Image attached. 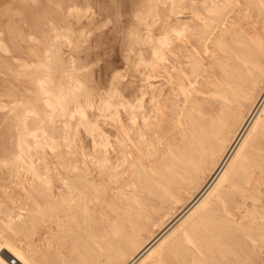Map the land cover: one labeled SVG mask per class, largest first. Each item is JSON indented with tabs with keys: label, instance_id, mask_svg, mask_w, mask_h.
<instances>
[{
	"label": "bare ground",
	"instance_id": "bare-ground-1",
	"mask_svg": "<svg viewBox=\"0 0 264 264\" xmlns=\"http://www.w3.org/2000/svg\"><path fill=\"white\" fill-rule=\"evenodd\" d=\"M189 1L196 2L190 21L187 15H174L171 11L164 18L159 36L153 38L148 31L143 37L150 40L146 58H139L146 70L134 75L130 88H115L112 103L110 98L98 96V111H109L112 106L116 127V138H97L91 143L97 144L100 150L98 179L113 177L114 187L123 190L134 183L135 174L140 175L144 168L147 173L142 172L141 181L154 193L156 202L166 196L176 199L182 192L200 187L185 208L124 264L141 261L167 238L176 224L181 226V218L189 214L194 216L161 250L158 261L171 264L190 257L203 264L215 253L231 264H244L240 261L241 253L247 258V251L232 252L227 243L235 234L232 217H241L240 209L247 204L245 189L238 183L250 182L252 167L257 173L264 171V85L255 96L258 84L264 81V0H181V12ZM251 6L254 18L249 20V13L244 11ZM67 9L69 15L80 11L75 4ZM87 9L88 6L85 12ZM134 14L137 25L144 24L148 17L154 21L155 17L151 4ZM64 29L53 27L52 39L56 44L51 52L53 83L49 87L43 79H36L43 93L52 90L50 98H45L51 111L41 116L35 108L25 109L16 138L20 154H15L12 162L26 163L24 157L33 149L37 128L49 131L50 137L56 136L59 131L51 117L59 112L64 115L69 103L73 104L72 111L78 114L86 130L99 131L79 100L82 94L84 103L93 106V99L89 97L93 91L81 82L74 67L63 72L60 42L64 39L70 44L68 40H72L73 34L70 25ZM129 37L131 45L142 38L136 31L130 32ZM225 38H230L229 46L222 42ZM213 64H218V70ZM249 105L251 108L245 115ZM206 170L210 176L201 182ZM85 179L78 191L71 185L63 190L58 178L46 180L48 188L37 189V200L44 204L41 218L49 224L79 214L88 218V202L98 195L94 176ZM156 187L160 189L158 192ZM45 192L53 197V205L47 203ZM147 205L156 203L149 201ZM113 210L112 223L103 218L100 245L108 256L118 258L137 242L136 232L142 228L146 214L139 208H133L131 213L127 208L120 212L118 207ZM121 216L127 218L124 225L118 223ZM185 240L191 243L193 252ZM0 242V264H9L10 258H15L17 264H32L4 237H0ZM4 253L7 255L3 257Z\"/></svg>",
	"mask_w": 264,
	"mask_h": 264
},
{
	"label": "rangeland",
	"instance_id": "rangeland-1",
	"mask_svg": "<svg viewBox=\"0 0 264 264\" xmlns=\"http://www.w3.org/2000/svg\"><path fill=\"white\" fill-rule=\"evenodd\" d=\"M71 4H75L80 11L67 14V8ZM148 4H151L155 14L154 21L148 17L144 24L137 25L134 13L142 11ZM195 6L196 2L189 1L181 12V0H0V105L5 104L0 107V237L10 242L32 264H124L144 243L173 220L199 191L198 185L182 192L176 199L166 196L163 201L156 202L154 193L149 192L141 181V175L143 178V173H147L144 168H141L139 176L135 174L133 184L127 185L123 190L117 189L114 187L113 177L102 180L97 178L100 150L97 144L91 145L97 138H116L112 106L109 111L100 113L96 105L99 97L110 98L108 100L112 103L115 88H130L134 75L146 70L139 63V58H146L150 40L143 37L148 31L153 38L159 36L164 18L171 11L174 15H187L190 21L195 13ZM83 12L86 14L82 15ZM244 12L249 13L247 19L254 18V7L251 6ZM68 25L73 28L72 40H68L70 44H67V40L63 39L59 46L63 72L74 67L81 82L96 93H89L94 107L84 103L82 94L79 100L88 118L95 121L99 131L93 133L86 130L79 121L78 114L72 111L73 104L69 103L67 110L70 112L67 111L64 115L59 112L57 116L51 117L53 125L59 131L56 136L50 137L49 131H41L36 129L35 123H32L33 126L30 124L38 133L34 138L35 144L33 141V149L25 155L26 163L12 162L13 156L20 154L16 138L25 109L35 108L41 116L51 111L46 99L50 98L52 90L48 89L47 94L43 93L36 79H43L49 87L53 83L51 52L56 45L52 39L53 27L57 26L63 31ZM133 31L142 38L131 45L129 33ZM222 42L227 46L231 44L230 38H225ZM213 66L218 70V64ZM263 85L264 81L258 84L256 97ZM200 101L206 105L205 101ZM250 108V105L246 107L245 115ZM262 157L264 158V154ZM92 176L95 178V193L98 197L88 202V218H82L79 214L72 219L64 217L61 221L50 224L41 218L44 204L37 200V189L42 186L48 188L49 182L46 180L58 178L63 190L71 185L74 191H78L79 185L85 183V177ZM209 176L210 171L206 170L201 182H205ZM248 180L250 182L238 183L239 187L245 189L243 193L247 196L248 205L245 204L240 212L236 211L241 213V217H232L236 225L235 234L227 244L232 252L238 249L247 251V258L244 253L240 255V261L244 264H264V171L257 173V169L252 167ZM255 182L258 185L252 186ZM155 190L158 192L160 189L156 187ZM45 199L49 205L54 204L53 197L47 192ZM149 201L156 205H147ZM116 207L119 212L127 208L130 213L133 208H139L146 215L142 220V228L136 232L137 242L131 244L118 258H112L104 253L100 245V234L104 227L103 218L106 217L112 223L115 217L113 208ZM192 216L194 214L181 218L182 225L178 227L176 224L167 238L137 264H169L158 261V256L182 232L183 226L188 224ZM126 220L121 216L118 223L124 225ZM93 231L95 232L92 233ZM184 242L189 251L193 252L191 243L188 240ZM1 245L0 242V248ZM6 255L4 253L3 257ZM183 259L171 264H199L190 257ZM203 264L231 263L215 253Z\"/></svg>",
	"mask_w": 264,
	"mask_h": 264
},
{
	"label": "built area",
	"instance_id": "built-area-1",
	"mask_svg": "<svg viewBox=\"0 0 264 264\" xmlns=\"http://www.w3.org/2000/svg\"><path fill=\"white\" fill-rule=\"evenodd\" d=\"M9 264H17L15 258H10Z\"/></svg>",
	"mask_w": 264,
	"mask_h": 264
}]
</instances>
